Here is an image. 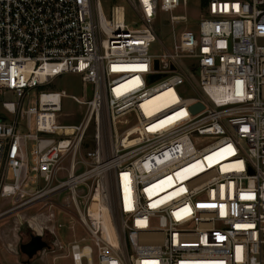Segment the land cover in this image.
Wrapping results in <instances>:
<instances>
[{"label": "built area", "instance_id": "1", "mask_svg": "<svg viewBox=\"0 0 264 264\" xmlns=\"http://www.w3.org/2000/svg\"><path fill=\"white\" fill-rule=\"evenodd\" d=\"M123 1L0 0V196L15 203L0 216L70 189L54 186L68 157L69 178L85 168L76 189L90 184L84 206L70 189L91 239L71 245L74 264H264V0H210L162 55L155 22L185 20L186 0ZM64 73L93 85L71 96L78 123L62 122L65 90L25 107Z\"/></svg>", "mask_w": 264, "mask_h": 264}, {"label": "rangeland", "instance_id": "2", "mask_svg": "<svg viewBox=\"0 0 264 264\" xmlns=\"http://www.w3.org/2000/svg\"><path fill=\"white\" fill-rule=\"evenodd\" d=\"M101 1L106 13L111 10L113 5L125 4L123 0ZM206 12L207 6L203 7L201 0H186L174 12L176 15H185L186 19L174 25L170 19L171 15L162 11L155 22L158 40L153 44L152 53L162 55L167 49L174 51V44L180 33L184 29H197L201 17ZM128 20L132 24L137 21L131 12H129ZM41 90H65L69 96L62 98L63 112L69 113L71 116H63L62 122L72 124L81 120L85 106L76 103L71 96L88 100L92 97L93 85L83 82L79 74L64 73L53 79L51 84L33 89L25 101V107L38 104V94ZM186 95L195 96V93L187 91ZM7 99L15 100L14 97ZM93 132L94 129L91 126L78 158L82 159V156L93 147ZM68 165L69 158L65 157L61 161L62 169L58 172V178L54 180V186L68 178ZM84 170V167H79L77 173ZM7 181H9V173L5 162H3L0 165V190ZM44 185L43 181L39 184L40 187ZM89 186L90 184H82L77 188L82 206L87 199ZM71 195L70 189L62 191L61 194L57 191L47 200L40 201L33 207L0 216V264H74L73 259L69 256L71 245L83 239L85 240L82 241L83 244H91V239L79 216L75 213ZM14 204L11 199L0 196V212L9 209ZM37 234L42 235L50 247L38 250L33 257H29L27 253L23 252L22 244L30 240L31 235ZM94 260L96 263V255H94ZM84 264L87 263L84 261Z\"/></svg>", "mask_w": 264, "mask_h": 264}, {"label": "water", "instance_id": "3", "mask_svg": "<svg viewBox=\"0 0 264 264\" xmlns=\"http://www.w3.org/2000/svg\"><path fill=\"white\" fill-rule=\"evenodd\" d=\"M156 64H158V61H156ZM160 77H162L161 74L154 75L152 76V79L155 80ZM203 108H204V104L201 102L192 106L193 111H198ZM49 247H50L49 243L46 240H44L42 235L40 234L32 235V240L30 242L22 244L23 252L27 253L29 257H33L38 252V250Z\"/></svg>", "mask_w": 264, "mask_h": 264}, {"label": "bare ground", "instance_id": "4", "mask_svg": "<svg viewBox=\"0 0 264 264\" xmlns=\"http://www.w3.org/2000/svg\"><path fill=\"white\" fill-rule=\"evenodd\" d=\"M164 96V94L162 95H159V96H157V97H155L153 100H155L156 99V103H158V104H156V106H157V108H159L160 107V99L162 98ZM67 130H68V132H70L71 131V128H67ZM79 177H81V175H80V173H75L74 172V176L72 177V178H74V179H72V178H67L66 180H64V181H62L63 182V185H65V187H67V188H70L72 191H74V193H75V195L77 196V194H78V192H77V189H76V180H77V178H79ZM61 182V183H62ZM64 190H66V189H64ZM63 190V191H64ZM61 192L62 191H60V194H61ZM98 198L96 197L95 198V200H97ZM105 212V214H104V218H105V226H107V228H108V230H109V234H110V236H112V235H115V232H114V230H113V226L112 225H110V219H113V215L111 216V214H110V216H109V213L107 212V210H105L104 211ZM111 230V231H110ZM86 252H87V250H86ZM79 264H80V262H79Z\"/></svg>", "mask_w": 264, "mask_h": 264}, {"label": "trees", "instance_id": "5", "mask_svg": "<svg viewBox=\"0 0 264 264\" xmlns=\"http://www.w3.org/2000/svg\"><path fill=\"white\" fill-rule=\"evenodd\" d=\"M210 0H201V4L203 7L208 6Z\"/></svg>", "mask_w": 264, "mask_h": 264}, {"label": "flooded vegetation", "instance_id": "6", "mask_svg": "<svg viewBox=\"0 0 264 264\" xmlns=\"http://www.w3.org/2000/svg\"><path fill=\"white\" fill-rule=\"evenodd\" d=\"M31 240H32V235H31V238H30V240H28L26 243L30 242Z\"/></svg>", "mask_w": 264, "mask_h": 264}, {"label": "crops", "instance_id": "7", "mask_svg": "<svg viewBox=\"0 0 264 264\" xmlns=\"http://www.w3.org/2000/svg\"><path fill=\"white\" fill-rule=\"evenodd\" d=\"M69 256L72 258V255L71 254H69Z\"/></svg>", "mask_w": 264, "mask_h": 264}]
</instances>
